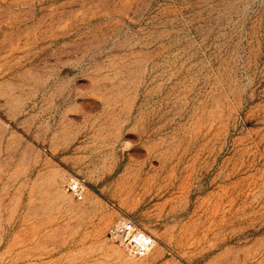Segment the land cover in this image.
<instances>
[{"label":"rangeland","instance_id":"1","mask_svg":"<svg viewBox=\"0 0 264 264\" xmlns=\"http://www.w3.org/2000/svg\"><path fill=\"white\" fill-rule=\"evenodd\" d=\"M0 264H264V0H0Z\"/></svg>","mask_w":264,"mask_h":264},{"label":"built area","instance_id":"2","mask_svg":"<svg viewBox=\"0 0 264 264\" xmlns=\"http://www.w3.org/2000/svg\"><path fill=\"white\" fill-rule=\"evenodd\" d=\"M84 184L79 179H71L67 189L76 200L83 196ZM106 236L117 243L127 255L141 257L147 254L154 244L153 237L144 231L135 220L127 215H118L107 227Z\"/></svg>","mask_w":264,"mask_h":264}]
</instances>
